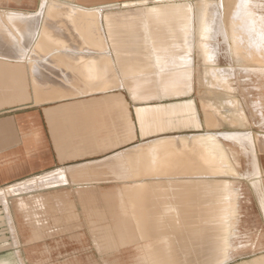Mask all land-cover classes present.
Instances as JSON below:
<instances>
[{"label":"crops","instance_id":"0c3cea01","mask_svg":"<svg viewBox=\"0 0 264 264\" xmlns=\"http://www.w3.org/2000/svg\"><path fill=\"white\" fill-rule=\"evenodd\" d=\"M218 2H243L244 10L257 14L256 27L249 24L234 38L222 25V15L209 17V31L203 27L208 22L204 15H142L143 27L127 30L140 42V47H130L128 74L117 63L119 50L110 42L107 15L99 19L102 44L93 45L97 50L70 43L42 50L24 43L21 51L38 54L30 62L16 60L10 58L14 47L0 35V264H83L75 245L89 239L83 234L76 241L72 230L75 186L92 184L97 195H105L106 180L118 181L107 170V157L143 140L167 139L169 132L198 135L203 121L194 98H186L195 88L200 108H208L205 123L227 126L229 114L202 95V79L216 70L208 72L207 64L219 56L211 35L219 27L229 51L240 49L251 59L257 53L264 60L259 55L264 51V0ZM24 3L36 8L38 0H0V8L28 10L21 8ZM26 18L36 20V15ZM243 21L247 23L246 15ZM105 39L115 51L113 59L102 52ZM172 98L177 100L166 101ZM31 179L41 184L11 191Z\"/></svg>","mask_w":264,"mask_h":264},{"label":"rangeland","instance_id":"374dc122","mask_svg":"<svg viewBox=\"0 0 264 264\" xmlns=\"http://www.w3.org/2000/svg\"><path fill=\"white\" fill-rule=\"evenodd\" d=\"M54 1L55 0H38L36 8L35 3H24L21 5V8L28 10L19 8L2 9H17L16 11H18L20 15H36L37 23H41L44 29L46 24L52 20L51 15H47L45 12L46 6L50 3H54ZM118 1H120V5L117 4L114 6V8L117 10L122 8L124 10L129 7L137 8L144 7V5H151L156 0H128L132 4L126 6L123 5L127 3V0H123L122 2L121 0ZM118 1L114 2L113 0H105L106 3H119ZM186 1L187 3L189 1V3L194 7L198 2L197 0ZM212 1L216 3L217 8H215L211 15H222V11L225 9V6L226 8H229L233 7L235 4L228 3L225 5L220 4L218 2L219 0ZM139 3H144V5H137ZM233 10H235L233 15H242L239 19H242L243 25V17L244 15H248L247 8L244 10L243 2L236 4V7H234ZM253 15L257 14L254 13ZM215 25L218 26L217 24ZM102 26L105 28V24H102ZM104 28H102V31L105 33ZM67 33L69 32L67 31ZM236 35L239 36L240 32L234 35L230 34V37L233 36L235 38ZM211 36L213 37V39H211L213 40V50L216 51V53L219 52V56L215 57L214 60L207 64L211 65L209 66L211 69L209 67L206 68L208 72L212 69L216 70H213L212 74L214 76L208 75V78L204 77L202 79L203 81H206L202 85V90L205 89V92H202V95L207 98L211 97V99H208L219 104L221 109L224 110V112H227L230 116L239 120L241 119L242 123H238L234 126H208L204 120L206 114L205 111H207L208 108L204 105H202L200 108L199 95L197 94V89L195 88L189 97L186 98H194L196 106L199 109V114L203 121L202 130L197 133L198 135L194 137H183L182 135H179L182 133L190 134L195 132L192 130L169 132L166 134L172 136L167 137V139L143 140L136 146L122 152L121 154H124L122 164L115 162V170H108L111 172L112 177L118 181L109 179L106 180V183L104 184V187L106 188L105 195H97V191L94 190L92 184L80 187L75 186L73 190V201H70L74 209L72 213V221L75 227L72 228V230L74 231V235L76 237L79 235L81 237L84 234V237L87 236L89 239V243L85 241L82 244L75 245V248L79 247V250L77 249V254L80 255L77 257L79 258L77 260L79 263H134L136 254L138 252L136 247H134L135 244L119 246L120 243H118V241L134 239L147 240L150 239V237H125L118 235L115 237L112 236L111 239L109 236V234L112 232L123 234L130 229L145 231V229L137 227L138 222L134 220H131L130 222L131 227L126 226L125 222L127 221L125 217L134 213L130 212V210H135L139 207L134 200L140 196V193H148L149 191H152L149 190V188L144 185V183H149L154 176L146 172H139L140 167L143 165V162L142 160L140 161V159L147 161V159L150 160L152 158V155L146 154L144 156L138 157L134 156L132 151L134 149L151 146L157 141H169L170 139L173 140L170 141L171 145L174 144L172 147L178 152L185 153L192 150V147L196 146V152L200 150V153H204L208 158L215 160L213 163L212 160L209 159L211 162L207 165L211 169H214V171L209 175L201 177V175L194 174L193 176V174H188V177L186 176V173L183 174V176L178 175V177L175 176V178H171L173 181L178 182H189L192 180H216L223 184L222 190L208 194L209 196L213 197V200L207 204L208 207L217 208V213H219L218 216L220 218L207 221V223L215 225V228L218 230L217 235L219 237L225 236L224 238H228L230 235L232 236L236 233L234 235V237L236 236L234 240L236 243L234 245L235 252L227 253L221 258L215 259L212 264H247L246 260L251 259L250 261H252V258L255 256L262 255V253L264 254V60H254L247 58V54H245L244 51H241L240 49H238L237 53V49L234 51H229V47L227 48L226 44H224V40H222L223 32L219 29V27L214 30L213 35ZM105 41L107 42L104 44L106 50L102 52L107 53V55L113 59V57H115V51L113 50L112 45L106 39ZM225 50H227V52ZM259 55L264 56V51L262 53L260 52ZM215 72L219 74L215 75ZM191 75H193V71ZM179 85H181V83H179ZM182 85L187 86L185 82L184 84L182 82ZM174 100L177 99H166L168 102ZM252 142H254V144ZM178 143L180 144L179 146ZM112 158H115V156L107 157V168H112L114 166V164L108 163ZM134 160L138 161L136 165L138 166L136 169L137 172L134 170ZM184 175L186 177H184ZM62 177L64 176L62 175ZM31 180H27L26 182L17 185L14 187L16 188L15 190L19 191L39 185L40 181L38 182L36 179ZM27 184L31 186H25L24 188V185ZM146 187L148 192L145 190ZM132 196L134 197L133 199ZM194 197H196V194H194ZM118 208L121 211H114ZM125 210L129 211L125 212ZM63 214L65 215V212H63ZM91 214L96 216H104L105 219H103V222L98 221L99 225L101 224V226H96L98 222L92 223V221L89 220L88 215ZM111 216H115V218L113 219ZM172 223L180 225L185 224L182 220H177ZM193 223L201 222L192 221L189 224ZM92 225H94V227H92ZM98 227H100L99 230L102 233L98 232ZM180 228H183V226ZM103 230H105L104 232L106 233H104ZM96 234H99V237ZM77 239L79 238L77 237L75 240ZM102 239L114 240L115 242L112 244L115 247H108L105 245V248H103L104 245L102 244L105 243L99 242V240ZM84 240H86V238H84ZM209 240H211L209 235L203 237V245L207 246ZM194 249V252H187L189 256L192 257L191 259H194V255L199 258L201 257V254L207 253L205 251L207 249L197 251L199 247L196 245L194 246ZM179 254H185V252H180Z\"/></svg>","mask_w":264,"mask_h":264},{"label":"bare ground","instance_id":"6f19581e","mask_svg":"<svg viewBox=\"0 0 264 264\" xmlns=\"http://www.w3.org/2000/svg\"><path fill=\"white\" fill-rule=\"evenodd\" d=\"M197 1L198 2L196 3L195 7L192 6L189 1L187 3L186 0H156L151 5H144V3L137 4L144 5V7H129L124 10L122 8L117 10L116 8H114V6L117 4L120 5V2L106 3L105 0H55L54 3H50L46 6V10L44 9L47 15H51L52 17V20L49 21L48 24H46L44 29L41 23L37 25L38 23L36 20H29L28 18H26L28 15H25L26 17L22 16L23 18L21 16H17L20 15L19 12L16 11L17 9L7 10L0 8V35H2V41L3 39H6V42H9L8 44L12 45L11 47H14L13 52H16L14 54H12L11 52V55H9L10 58H15L16 60L19 58H25V60L27 59L30 62V59L33 60L32 55L36 54V52L29 53V51H21L23 48H26L24 46V43L27 46L31 44V46H33L34 48L36 47L37 49L44 50L50 49L53 45L56 44H61L64 42L66 43L67 41V43L70 44H83L87 45L90 49L92 48L97 50V47H94L93 45H97V43L99 42L102 44L99 31V19L101 15H107L105 16L104 21L107 25V31L109 34L110 42L112 45H115L119 50L116 54L117 63L120 65L123 74L124 72L128 74L131 66L129 60L130 47L138 48L140 47V42L134 41V37L130 36V33L127 30H129L131 26L143 27L144 23L142 20V15H148V17H152L153 15H195L197 13L196 15H204L206 19H208L207 24L206 22L203 23V27L209 31L212 26L210 25L211 19L209 17L212 16L211 13H213L215 8H217L216 3L211 2L210 0ZM126 2L127 3L124 2L125 4L123 6L132 4L128 0ZM236 4L240 3H235L233 7L224 9L222 12L221 19L223 20L222 25L226 27L227 33L229 35L231 34V30L232 33L236 31L234 34H238V32L241 31L239 36H235V38H239L241 36L242 31L244 29H247L249 24L253 26L257 24V22L255 21L257 15H252L247 8V23L243 21L244 25H242V20L237 19L242 15H233L235 11L233 10V8L236 7ZM67 31L69 33H67ZM18 49H20V52L17 51ZM51 52H49V54ZM82 54L87 55L88 53ZM252 58L257 59V55L255 54ZM61 59L66 60V57L61 55ZM0 60H2L1 56ZM43 87L44 86H42V88ZM75 92L80 91L77 90ZM6 101L7 100H5V102ZM3 102L0 101V103ZM12 102H14V100ZM238 123H242L241 119H236L230 115H227L226 122H224V124L227 126H234ZM170 141L173 140L170 139L169 141H157L151 146H147L145 148L140 149H134L132 151L134 156L138 157L144 156L146 154L152 155V158L150 160L147 159L146 161L140 159V161L142 160L143 165L139 169V172H146L154 176H152L153 178L149 183H144V185H146L149 190L152 191L148 192V189L146 187L145 190H147L148 193H140V196L134 200L139 207L135 210H130V212L134 213L130 216L125 217L127 221L125 222L126 226L131 227L130 222L131 220H134L138 222L137 227L141 229L143 228L145 229V231L130 229L129 231L124 232L123 234L112 232L109 234V236L111 237V239L112 236L115 237L118 235L125 237H150V239L147 240L134 239L118 241V243H120L119 246L135 244L134 247H136L138 252L136 254V259L133 264H212L215 259L221 258L227 253L235 252L234 245L236 243L234 240L236 236L234 237V235L236 233L232 236L230 235L228 238H224L225 236L219 237L217 235L218 230L215 228V225L207 223V221L220 218L218 216L219 213H217V208L208 207L207 204L210 201L212 202L213 200V197L209 196L208 194L222 190L223 184L216 180H192L189 182L173 181L171 178H175V176L178 177V175L183 176V174L186 173V176L188 177V174H193V176L194 174H196L201 175V177H204L205 175L211 174L214 169H211L207 165L211 162L210 160L212 159L208 158L204 153H200L199 149V151L196 152V146L192 147L193 149L191 148L192 150H190L191 152L193 151V154L190 151L183 153L176 151L172 147V145L174 144L171 145ZM252 143L254 144V142ZM179 145L180 144L178 143V146ZM184 155H186L187 158ZM123 158L124 154H117L115 158L110 159L108 163L114 164L115 162H119L120 164H122ZM212 162L214 163L215 160H212ZM134 163V170L135 172H137L136 169L138 166L136 165L138 161L134 160ZM115 168L116 166L114 164L112 168L108 167L107 170L110 169L114 171ZM186 176L184 175V177ZM28 184L24 185V188L25 186L28 187L32 185L31 183V185ZM10 189L11 191H16V188L11 187ZM194 194H196V197H194ZM133 198L134 197L132 196V199ZM114 211L121 210L118 208ZM128 211L129 210H125V212ZM88 217L89 220L92 221V223H96L98 221L103 222V219H105L104 216H96L94 214L88 215ZM111 217L113 219L115 218V216ZM177 220H182L185 224L180 225L172 223ZM192 221H198L201 223L189 224ZM181 226H183V228H180ZM99 228L100 227H98V230ZM104 231L105 230H103V232ZM98 232L101 231L99 230ZM99 234L96 235L99 237ZM207 235L210 236L211 240H209L207 246H205L203 245V237H206ZM99 242L105 243L102 244L104 245L103 248H105V245H107L108 247H115L112 244L115 242L114 240L102 239L99 240ZM195 245L199 247L197 251L207 249L205 250L207 253L201 254V257L199 258L194 255V259H191L192 257H190L187 252H194ZM180 252H185V254L180 255ZM250 260L251 259L246 260V263L264 264V254L262 253V255L255 256L254 258H252V261Z\"/></svg>","mask_w":264,"mask_h":264}]
</instances>
